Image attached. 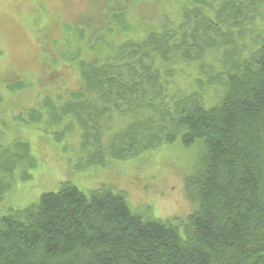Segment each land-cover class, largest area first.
Returning <instances> with one entry per match:
<instances>
[{
    "label": "trees",
    "instance_id": "1",
    "mask_svg": "<svg viewBox=\"0 0 264 264\" xmlns=\"http://www.w3.org/2000/svg\"><path fill=\"white\" fill-rule=\"evenodd\" d=\"M110 2L67 41L88 46L61 52L79 71L80 88L58 103L48 97L19 124L57 129L60 143L79 127L88 165L176 143L195 150L181 195L191 212L163 220L149 206L133 208L123 192L66 182L1 219L0 264H264V36L252 45L246 39L264 0H181L170 26L116 47L110 39L131 26L124 6ZM178 64L197 67L198 91L167 92L163 75ZM210 89L222 90L213 104L204 98ZM115 116L123 120L117 132ZM33 165L29 144L0 142V174L13 179L23 168L27 182ZM2 187L11 188L0 179V197Z\"/></svg>",
    "mask_w": 264,
    "mask_h": 264
},
{
    "label": "rangeland",
    "instance_id": "2",
    "mask_svg": "<svg viewBox=\"0 0 264 264\" xmlns=\"http://www.w3.org/2000/svg\"><path fill=\"white\" fill-rule=\"evenodd\" d=\"M102 1L0 0V137H3L0 142L5 146L16 142L29 144L36 161L33 165L36 167L27 169L32 175L30 181H22L23 168L16 171L13 179L0 174L3 185L11 187L8 190L2 187L5 192L1 195L0 222L13 211L36 204L43 194L58 192L66 182L82 191L113 189L123 192L133 208L149 206L154 216L163 220L184 219L191 212L181 195L184 178L190 173L196 156L195 150L183 149L176 143L123 162L108 160L104 167L88 165L82 159L84 155H80L81 130L77 125L78 129L60 143L53 136L57 129H48L38 125L39 122L37 125L19 124L24 121L18 117L20 114L41 107L48 97L58 103L59 95L69 96L80 88L79 71L73 63L63 60L61 52L67 50V46L69 53L88 46L77 39V44L67 45V41H72L74 33L83 25L88 29L86 22L94 24L98 11L99 16L106 11L109 3L105 4L109 0L99 8ZM112 1L110 5L120 3L124 6L131 26L125 34L119 33L110 39L115 47L128 40H138L152 29L160 31L164 25L170 26L180 18L181 0ZM256 19L257 29L250 28L246 37L250 45L264 36V9ZM91 56L96 57L94 53ZM220 63H214L216 70H221ZM196 70L197 67L178 64L171 76L164 74L167 92L171 95L177 91H198ZM16 82L27 84V89L21 92L10 89L9 85ZM220 91L210 89L204 98L213 104ZM68 121L67 118L63 123ZM122 122L118 116L113 118L116 132L122 128ZM113 134L111 130L110 135Z\"/></svg>",
    "mask_w": 264,
    "mask_h": 264
},
{
    "label": "bare ground",
    "instance_id": "3",
    "mask_svg": "<svg viewBox=\"0 0 264 264\" xmlns=\"http://www.w3.org/2000/svg\"><path fill=\"white\" fill-rule=\"evenodd\" d=\"M192 202V201H191Z\"/></svg>",
    "mask_w": 264,
    "mask_h": 264
}]
</instances>
